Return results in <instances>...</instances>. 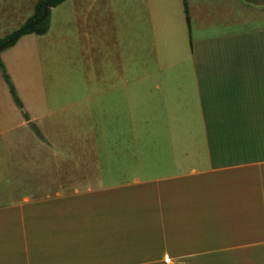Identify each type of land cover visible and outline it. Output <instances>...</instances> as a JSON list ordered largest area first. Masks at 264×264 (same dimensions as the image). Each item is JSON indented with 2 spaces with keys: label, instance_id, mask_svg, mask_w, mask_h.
<instances>
[{
  "label": "crops",
  "instance_id": "1",
  "mask_svg": "<svg viewBox=\"0 0 264 264\" xmlns=\"http://www.w3.org/2000/svg\"><path fill=\"white\" fill-rule=\"evenodd\" d=\"M185 3L65 0L0 54V264H264V10Z\"/></svg>",
  "mask_w": 264,
  "mask_h": 264
},
{
  "label": "trees",
  "instance_id": "2",
  "mask_svg": "<svg viewBox=\"0 0 264 264\" xmlns=\"http://www.w3.org/2000/svg\"><path fill=\"white\" fill-rule=\"evenodd\" d=\"M63 1L65 0H39L35 5L32 16H30L20 28H18L11 34L7 35L6 37L0 38V54L3 51L13 47L16 44V42L25 35H30V34L39 35V36L44 35L48 31V27H49L50 9L59 5ZM46 5H48V8L45 10ZM184 12L186 16L187 25L188 27H190L185 0H184ZM0 71L3 80L7 84L9 93L11 95L14 104L20 109L25 120L29 121L27 115L23 111L22 104L16 95L14 87L6 73L1 58H0ZM28 124L31 128L34 129V126L30 122H28Z\"/></svg>",
  "mask_w": 264,
  "mask_h": 264
},
{
  "label": "rangeland",
  "instance_id": "3",
  "mask_svg": "<svg viewBox=\"0 0 264 264\" xmlns=\"http://www.w3.org/2000/svg\"><path fill=\"white\" fill-rule=\"evenodd\" d=\"M248 1H249V4L255 5V6H260L264 10V0H248ZM74 58H76V59L72 60V65H73L72 70H70L71 69V62H70V60H68L66 58H63L61 60V62H63V64L66 63V66H65V68H63V69H61V70L58 71V75H64L66 77L65 79H70V78L71 79H74V80H77L78 79L77 78V76H78L77 75V71H74V69L77 68V66L75 64L78 61L77 60L78 57L74 55ZM29 63H30V65L32 64L30 61H29ZM54 76H55V73H53L50 76L47 74V77H51L52 79L54 78ZM28 78H29V80L31 79L30 77H28ZM1 79L2 78H1V75H0V98L2 99L4 96H6L8 98V100L10 101V97L8 95V92L6 90V87H4V84H2ZM36 79H39V77L36 78ZM29 88H30V94H31V86H29ZM61 96H63V94H61Z\"/></svg>",
  "mask_w": 264,
  "mask_h": 264
},
{
  "label": "water",
  "instance_id": "4",
  "mask_svg": "<svg viewBox=\"0 0 264 264\" xmlns=\"http://www.w3.org/2000/svg\"><path fill=\"white\" fill-rule=\"evenodd\" d=\"M48 8V5L45 6V10Z\"/></svg>",
  "mask_w": 264,
  "mask_h": 264
}]
</instances>
